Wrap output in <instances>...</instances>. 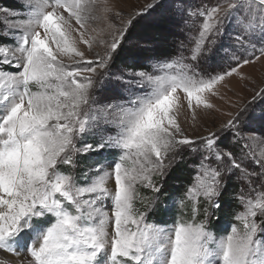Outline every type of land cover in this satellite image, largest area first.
I'll use <instances>...</instances> for the list:
<instances>
[{
    "label": "snow or ice",
    "instance_id": "obj_1",
    "mask_svg": "<svg viewBox=\"0 0 264 264\" xmlns=\"http://www.w3.org/2000/svg\"><path fill=\"white\" fill-rule=\"evenodd\" d=\"M162 11L186 18L185 38L145 64L136 18ZM0 13V250L20 264H264V109L259 132L251 106L219 130L238 154L181 119L214 109L217 86L264 56V0H157L127 21L108 0ZM185 154L192 180L153 219ZM228 212L235 223L213 231Z\"/></svg>",
    "mask_w": 264,
    "mask_h": 264
},
{
    "label": "rangeland",
    "instance_id": "obj_2",
    "mask_svg": "<svg viewBox=\"0 0 264 264\" xmlns=\"http://www.w3.org/2000/svg\"><path fill=\"white\" fill-rule=\"evenodd\" d=\"M172 1V0H170ZM109 4L112 6L114 11L121 12L123 14V21H127L130 17H135L138 12H147L148 5L157 3V0H108ZM202 0H188V3L193 7L200 4ZM209 3H215L216 0H208ZM0 9L14 10L20 13L21 0H0ZM22 14V13H21ZM141 17L136 19L140 22ZM4 19V14L0 13V20ZM147 21V20H145ZM182 20V25L184 24ZM168 23V22H167ZM167 23H158L157 31L149 33L148 35L139 36L138 25L143 24L138 23L133 32V42L139 43L140 50L146 49L149 44L145 42H151L154 38L159 37V34L167 33L168 25ZM176 25L175 22H173ZM3 26L0 25V28ZM186 28V27H185ZM235 31V29H234ZM158 34V35H157ZM148 38V39H147ZM158 39V38H157ZM231 43V41H229ZM135 48L134 50H138ZM259 45H257V49ZM259 55L258 50L249 49L246 54L248 58L252 57V54ZM66 63H70L67 59ZM228 65L224 64L223 68H218L217 70H227ZM243 77V78H241ZM220 93L218 97H211L212 102L215 105L214 109L211 110H199L198 118L195 122L191 120L190 115L182 113L181 119L184 121V128L186 134L191 138H198L202 136H207L209 131H219L224 123L229 119H232L236 115L240 114L244 107L251 106V108L256 109V117L260 115V111L264 109L259 101L256 104H252L253 97L257 92L264 89V56H261L254 63L245 65L239 69V75L234 74L231 77H226L222 84L217 86ZM182 95V94H181ZM258 105V106H256ZM251 115V113H249ZM255 126L254 123L251 125ZM221 137V146L231 150L233 153L238 154V146L233 143V138L230 133L225 131H219ZM257 147L258 146H254ZM197 157L195 155L185 154L184 163L177 164L170 172L169 177L166 182V188L169 190L168 193L162 197L161 201L157 205V210L152 214L153 219L165 218L167 209L164 207L169 203L171 194L176 190L184 189L192 180L194 174V165ZM249 167H253L251 164ZM175 169L180 170L181 176H175ZM174 172V173H173ZM109 186H112V182H109ZM232 188L235 190L236 184L232 183ZM227 203L231 208H239L234 201L228 200ZM178 213V209L174 210ZM187 218V217H186ZM229 222L235 223L232 220L230 212L226 213L221 219L217 220L215 217L209 218L210 227L213 231H216L218 227L223 228L228 225ZM221 233H217L219 235ZM0 259H4L10 262V264H20V260L23 259L22 256H15L0 250Z\"/></svg>",
    "mask_w": 264,
    "mask_h": 264
},
{
    "label": "trees",
    "instance_id": "obj_3",
    "mask_svg": "<svg viewBox=\"0 0 264 264\" xmlns=\"http://www.w3.org/2000/svg\"><path fill=\"white\" fill-rule=\"evenodd\" d=\"M196 1V0H195ZM169 3L172 1L168 0ZM183 18L178 15H174L171 11H162L157 15H147L146 17H141L140 22L143 24L138 25V35H148L149 33L156 32L158 23H167L168 30L165 34H157L159 37L154 38L149 44L148 47L144 50H134L140 54L143 59V62L147 64L149 61L147 58L165 56L169 53H173L175 51V46L177 43L185 38V24L182 25ZM147 20V21H145ZM139 22V23H140ZM176 23V25L173 24ZM158 38V39H157ZM148 39V38H147ZM258 106V105H256ZM262 106V104H261ZM264 108V106H262ZM259 117V116H258ZM255 119L253 123L255 124L254 128L259 132L261 130V122L258 119ZM175 176H181V172L178 169H175Z\"/></svg>",
    "mask_w": 264,
    "mask_h": 264
}]
</instances>
